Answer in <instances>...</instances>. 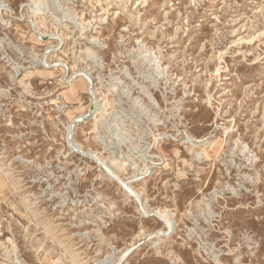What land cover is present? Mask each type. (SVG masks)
<instances>
[{
  "label": "rangeland",
  "instance_id": "rangeland-1",
  "mask_svg": "<svg viewBox=\"0 0 264 264\" xmlns=\"http://www.w3.org/2000/svg\"><path fill=\"white\" fill-rule=\"evenodd\" d=\"M0 264H264V0H0Z\"/></svg>",
  "mask_w": 264,
  "mask_h": 264
},
{
  "label": "water",
  "instance_id": "water-1",
  "mask_svg": "<svg viewBox=\"0 0 264 264\" xmlns=\"http://www.w3.org/2000/svg\"><path fill=\"white\" fill-rule=\"evenodd\" d=\"M88 116H84L83 118H81L80 120H76L74 123H73V128H75L76 124L81 121V120H84V119H87Z\"/></svg>",
  "mask_w": 264,
  "mask_h": 264
},
{
  "label": "bare ground",
  "instance_id": "bare-ground-1",
  "mask_svg": "<svg viewBox=\"0 0 264 264\" xmlns=\"http://www.w3.org/2000/svg\"><path fill=\"white\" fill-rule=\"evenodd\" d=\"M82 118H83V117H82ZM80 119H81V118H80ZM80 119H77V120H80ZM75 121H76V120H75ZM75 121H74V122H75ZM72 127H73V126H72ZM160 212H162V211H160ZM162 213H163V212H162Z\"/></svg>",
  "mask_w": 264,
  "mask_h": 264
}]
</instances>
